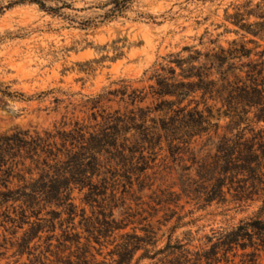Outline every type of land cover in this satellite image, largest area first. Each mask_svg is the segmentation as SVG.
Returning <instances> with one entry per match:
<instances>
[{
    "label": "trees",
    "instance_id": "trees-1",
    "mask_svg": "<svg viewBox=\"0 0 264 264\" xmlns=\"http://www.w3.org/2000/svg\"><path fill=\"white\" fill-rule=\"evenodd\" d=\"M135 0H115L112 17L122 14ZM41 9L40 0H31ZM54 12L55 10H48ZM238 33L250 36L249 49L234 41L228 50L220 48L202 53L186 47L182 53L171 54L154 70L150 94L129 86L92 99L93 109L111 98L129 97L133 104L144 103L150 95L154 108H137L128 113L103 112L102 122L94 126L76 122L43 131L16 128L0 131V227L14 239L22 236L13 247L19 255L39 248L45 239L48 252L57 264L98 263L92 254V241L101 245L103 239L126 230L114 218V209L126 204V197L152 190L149 172L156 169L158 154L164 151L172 163L181 168L178 192L162 191L159 206L180 208L183 201L200 209L230 201L240 205L261 202L257 214L230 231L218 233L210 250L192 253L189 244H172L157 250L158 241L152 227L140 237L134 231L121 238L115 264H131L135 255L144 251L143 259L160 256L173 258L169 264H231L230 254L242 264H261L264 258V50L254 54L264 44V3L255 7L249 3L229 18ZM253 56H260L259 60ZM125 83V82H123ZM2 97L14 94L1 90ZM210 103H212L210 105ZM218 105H221L218 108ZM203 106V109L201 108ZM227 120L226 133L219 137L213 153L199 159L194 152L203 138L207 142L218 135L220 121ZM84 194V202L94 206H111L112 211L101 228L87 226L89 237L82 244V235L69 226L62 241L56 236L57 227L73 225L77 215L74 194ZM153 195H156L154 193ZM137 200H141L138 198ZM163 206V207H164ZM132 210L131 208L129 209ZM63 216H67L63 220ZM84 217V216H82ZM185 217H178L175 233ZM83 221H87L85 218ZM89 223L88 221L86 222ZM189 225L188 224H184ZM7 226H11L7 229ZM58 245L54 246L53 242ZM6 245V244H4ZM76 252H72V248ZM148 247L153 248L149 250ZM3 245H0V249ZM57 249L55 254L52 249ZM69 252V256L65 254ZM75 259V260H74Z\"/></svg>",
    "mask_w": 264,
    "mask_h": 264
},
{
    "label": "rangeland",
    "instance_id": "rangeland-1",
    "mask_svg": "<svg viewBox=\"0 0 264 264\" xmlns=\"http://www.w3.org/2000/svg\"><path fill=\"white\" fill-rule=\"evenodd\" d=\"M30 1L0 0V87L14 94V98L0 95L1 132L16 128L43 131L63 124L74 126L76 122L94 126V116L101 123L104 111L125 114L137 108H154L156 100L150 95L144 103L136 104L129 97L111 98L112 103L102 102L97 109H93L90 101L124 85L129 86L128 95L134 90L150 94L154 70L169 55L182 53L186 47L202 53L217 52L220 48L228 50L237 41L249 49L256 48L249 44L252 37L237 34L238 28L229 18L239 9L244 12L249 3L253 7L264 3V0H135L125 12L112 17L115 0H40L46 10ZM260 44L263 47L254 54L264 50V44ZM189 55L182 53L185 58ZM253 59L259 60L260 56ZM227 124V120H221L218 135H212L210 142L205 137L194 145L199 159L214 152ZM167 157L165 147L158 154L156 169L149 172L154 183L152 190L139 193L135 187L134 197H126V204L114 209L113 219L126 230L103 239L101 245L92 241V254L98 263L115 264L118 257L113 254L125 242L121 237L134 231L145 237L150 226L156 234L157 250L165 249L171 237L172 244H189L192 253L210 250L209 241L215 243L218 233L230 231L258 213L261 202L240 205L230 201L200 209L183 201L181 206L185 209L171 206L178 216L166 222L172 214L164 205H158L157 197L162 191L178 192L184 174ZM74 199L78 217L73 225L65 224L63 229L58 226L56 236L62 241L69 226L75 228L73 233L82 235V244H86L87 226L101 228L112 205L101 208L88 205L84 194L78 192ZM178 217L185 219L172 234ZM13 231L6 232L0 227L3 245L0 264H57L56 257L47 254L45 239L31 255H19L13 245L23 233L19 232L14 239ZM53 245H58L56 240ZM52 251L57 253L55 248ZM72 252H76L75 247ZM143 254L144 251L138 252L131 264H169L173 260L165 256L143 259ZM242 254L239 251L237 258L230 254L231 264H242ZM260 263L264 264V258Z\"/></svg>",
    "mask_w": 264,
    "mask_h": 264
}]
</instances>
